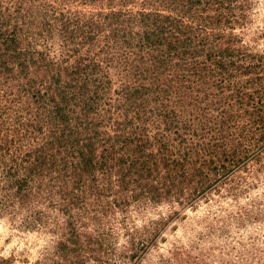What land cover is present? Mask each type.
<instances>
[{
  "label": "trees",
  "instance_id": "obj_1",
  "mask_svg": "<svg viewBox=\"0 0 264 264\" xmlns=\"http://www.w3.org/2000/svg\"><path fill=\"white\" fill-rule=\"evenodd\" d=\"M251 7L0 0V216L30 229L54 209L53 264H80L106 250L80 213L100 224L131 205L192 206L264 169V56L243 36ZM152 223L146 236L125 230L121 258L138 259Z\"/></svg>",
  "mask_w": 264,
  "mask_h": 264
},
{
  "label": "rangeland",
  "instance_id": "obj_2",
  "mask_svg": "<svg viewBox=\"0 0 264 264\" xmlns=\"http://www.w3.org/2000/svg\"><path fill=\"white\" fill-rule=\"evenodd\" d=\"M250 14L244 40L264 56V0H252ZM139 205L107 215L101 225L80 213L81 230L102 238L106 249L83 257L80 264H264V169L257 164L236 172L220 192L195 205ZM49 214L47 223L30 229L0 216V259L5 264L60 261L55 249L62 231L55 221L63 216L54 209ZM155 220L161 224L138 259L121 258L125 230L146 236V227L151 230Z\"/></svg>",
  "mask_w": 264,
  "mask_h": 264
}]
</instances>
